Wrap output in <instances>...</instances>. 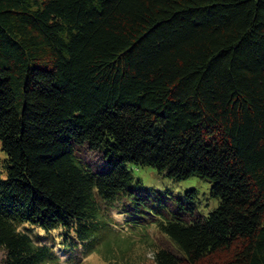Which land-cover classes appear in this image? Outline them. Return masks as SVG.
I'll list each match as a JSON object with an SVG mask.
<instances>
[{
	"label": "trees",
	"instance_id": "1",
	"mask_svg": "<svg viewBox=\"0 0 264 264\" xmlns=\"http://www.w3.org/2000/svg\"><path fill=\"white\" fill-rule=\"evenodd\" d=\"M0 142V264H264V0H0Z\"/></svg>",
	"mask_w": 264,
	"mask_h": 264
},
{
	"label": "rangeland",
	"instance_id": "2",
	"mask_svg": "<svg viewBox=\"0 0 264 264\" xmlns=\"http://www.w3.org/2000/svg\"><path fill=\"white\" fill-rule=\"evenodd\" d=\"M0 153H3V155L0 156V159L4 158L5 153L2 149H0ZM128 167L131 169L134 179H139V182H141L144 187L151 190L154 195H156L155 193L157 191L164 193L168 190L169 193L176 195L183 194L187 190L195 189V199L197 201L198 211L202 214H208L211 210L216 208L218 205L217 203H219L217 198L210 195V183L204 179H200L198 176H190L186 179L173 180L148 165L137 167L134 164H128ZM0 168L3 169L1 166ZM0 175L3 176L2 174ZM147 233L149 234V238H151L154 243L153 249L156 247H171L168 245L169 242L167 239L158 233L154 228L150 229ZM149 248H151L150 245L142 246L140 243L137 245L136 255L142 254L146 258L140 264H152V250ZM3 256L4 251L0 247V260ZM81 261V264H107L104 260H102L101 256L96 253L86 256Z\"/></svg>",
	"mask_w": 264,
	"mask_h": 264
},
{
	"label": "clouds",
	"instance_id": "3",
	"mask_svg": "<svg viewBox=\"0 0 264 264\" xmlns=\"http://www.w3.org/2000/svg\"><path fill=\"white\" fill-rule=\"evenodd\" d=\"M3 155V153H0V156H2Z\"/></svg>",
	"mask_w": 264,
	"mask_h": 264
}]
</instances>
